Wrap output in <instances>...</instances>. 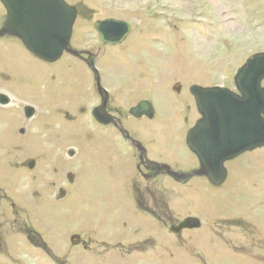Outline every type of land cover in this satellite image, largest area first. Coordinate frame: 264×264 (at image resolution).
<instances>
[{"label": "rangeland", "instance_id": "374dc122", "mask_svg": "<svg viewBox=\"0 0 264 264\" xmlns=\"http://www.w3.org/2000/svg\"><path fill=\"white\" fill-rule=\"evenodd\" d=\"M65 1L79 11L72 49L96 54L98 73L126 114L141 100L154 101L156 121L130 119L129 127L159 161L193 174L199 165L186 139L200 115L190 89L236 91L237 71L264 53V0ZM5 16L0 3V29ZM109 19L132 26L120 46L103 44L96 30ZM91 84V74L79 64H48L18 39H0V93L11 98L9 106H0V186L20 188L13 201L24 210L30 206V230L38 237L29 244L24 234L7 229L0 264H264V148L228 162L221 187L205 177L180 183L164 174L150 197L142 191L148 185L139 179L134 151L121 140L96 138L83 112ZM178 84L180 92L174 90ZM60 104L75 109L76 121L65 124V136L80 135L79 155L69 162L77 182L64 187L62 200L37 170L30 182L29 168L22 167L44 152L38 142L47 131L44 122L54 120ZM26 106L39 116L40 128L31 137ZM44 163L38 158L42 170ZM22 215L21 228L28 220ZM189 217L202 227L171 232ZM74 235L85 245H72Z\"/></svg>", "mask_w": 264, "mask_h": 264}, {"label": "water", "instance_id": "95a60500", "mask_svg": "<svg viewBox=\"0 0 264 264\" xmlns=\"http://www.w3.org/2000/svg\"><path fill=\"white\" fill-rule=\"evenodd\" d=\"M6 10L0 39L13 37L39 60L55 63L70 51L78 9L65 0H0ZM96 30L105 44L120 45L130 35L132 27L123 20H104ZM236 91L223 87L193 86V96L200 120L186 139L189 150L199 161V169L183 177H205L213 187H221L228 178L227 162L245 153L264 148V53L249 58L234 78ZM176 92L181 86H175ZM0 104H4L0 100ZM152 110L142 101L131 110L140 118L142 111ZM30 109L27 114L30 116ZM63 198L60 193V199ZM202 222L195 217L173 226L171 232L198 230ZM80 236H72L76 246Z\"/></svg>", "mask_w": 264, "mask_h": 264}, {"label": "flooded vegetation", "instance_id": "af4514ba", "mask_svg": "<svg viewBox=\"0 0 264 264\" xmlns=\"http://www.w3.org/2000/svg\"><path fill=\"white\" fill-rule=\"evenodd\" d=\"M100 39L101 42L105 44L102 41L101 36ZM105 45L114 46L111 44ZM69 50L70 51H66L64 53L63 57L58 62H65L68 65L79 64L83 67V69L87 70L91 74V96L88 104L84 105L83 112L88 117H91L94 132L99 143H110V141L118 139L134 151V159L137 162L136 170L140 175L139 179L148 185L145 186V189L142 191L150 197L156 196V193L153 190V183L156 182L158 177H161L164 174H167L177 182L188 183L190 180L183 177V175L188 174V172L176 169L172 165L159 161L161 156H159L158 153L156 155L155 153H152L136 129L129 127L130 119H146L149 120V122L156 121L158 112L154 101L141 100L135 106L131 107L129 112L126 114L125 110H123L124 108L118 104L119 99L117 100L115 92L103 83V78L98 73V69L96 67V54L89 50H73L71 44L69 46ZM0 100L4 102L3 105L0 104L2 107L9 106L11 102L10 96L4 93H0ZM142 101L149 102L152 105V110L149 111V113L142 111V116L140 118H136L132 115L131 110L138 106ZM28 108L31 111L30 116L27 114ZM23 109L24 116L32 128L30 132L31 137V135L38 133V131H35L34 133V130L40 128L37 124H35V120L39 119L38 110L36 111L33 106H26ZM73 109L74 106H67L64 104L55 106V110H53L54 120L51 122L48 121V124L44 122V127L47 131L45 130V132L42 133L41 138L43 142L40 141L41 138H39L38 141L43 144L44 152L42 154H38L35 158H32L30 162L22 165L23 168L25 165L29 168V175L30 173L32 175V172H35L36 170L40 175H43L42 179L45 183L56 189L58 200L64 199L68 194V190L64 187H70L77 182V174L74 173L75 167L69 166V162L77 158L79 155L77 142L79 141L78 137L80 135H75L73 138L67 139L68 137L65 136L66 131L64 132L63 130L65 124H73L76 121L75 113H71ZM78 109H80V107ZM25 134V130H20V135L24 136ZM71 135L72 134H70V136ZM38 158L43 159L45 162L43 170L40 169L37 164ZM34 180L35 175L30 176V182H34ZM134 182L138 183L136 179ZM19 189L20 188L16 187L15 190L19 191ZM16 191L13 192L15 193ZM13 192H9L6 186H0V214H11L9 218L0 215V245L4 244L5 236H8L11 233H22L29 244H35V240H37L38 237L35 236L33 230H30V206H28L29 208L27 210H24L22 208L23 206L18 207L13 201ZM60 193L61 196H63L61 199ZM22 214H28V220L23 228H21ZM7 229H11L13 232L6 233ZM24 230H26V232H24ZM85 243L86 242L82 241L80 238V242L77 246H84Z\"/></svg>", "mask_w": 264, "mask_h": 264}, {"label": "bare ground", "instance_id": "6f19581e", "mask_svg": "<svg viewBox=\"0 0 264 264\" xmlns=\"http://www.w3.org/2000/svg\"><path fill=\"white\" fill-rule=\"evenodd\" d=\"M28 155V154H27Z\"/></svg>", "mask_w": 264, "mask_h": 264}]
</instances>
